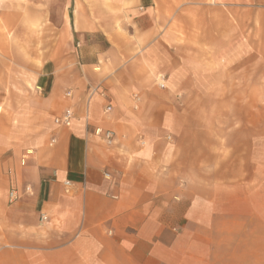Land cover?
<instances>
[{"label":"crops","instance_id":"obj_1","mask_svg":"<svg viewBox=\"0 0 264 264\" xmlns=\"http://www.w3.org/2000/svg\"><path fill=\"white\" fill-rule=\"evenodd\" d=\"M34 2L0 0V23L19 42H33L34 25L49 31L46 3ZM62 12L51 24L57 49L34 88L43 118L70 109L73 120L53 123L54 145L34 147L15 168L17 199L0 196V264H264V196L240 193L238 180L234 194L219 189L225 181H216L218 194L196 192L171 164L181 122L173 91L187 80L177 37L166 32L175 9L160 0H66ZM96 128L113 132L112 143L93 136Z\"/></svg>","mask_w":264,"mask_h":264},{"label":"rangeland","instance_id":"obj_2","mask_svg":"<svg viewBox=\"0 0 264 264\" xmlns=\"http://www.w3.org/2000/svg\"><path fill=\"white\" fill-rule=\"evenodd\" d=\"M37 1L46 3L50 25L49 31L35 25L27 29L33 42H19L0 23V90L11 91L0 110V196L4 200L15 168L27 165L34 147L44 143L48 148L54 125L55 116L42 117L34 82L37 70L57 49V27L51 24L62 17L66 0ZM160 2L176 11L166 32L177 37L187 75L186 82L173 91L181 114L176 140L169 141L175 147L170 156L175 173L203 194L220 193L218 181L229 183L219 188L224 194H234L232 181L238 180L240 193L264 196V0ZM3 53L14 58L6 59ZM24 102L32 106L22 107ZM0 223L4 227L7 220Z\"/></svg>","mask_w":264,"mask_h":264},{"label":"built area","instance_id":"obj_3","mask_svg":"<svg viewBox=\"0 0 264 264\" xmlns=\"http://www.w3.org/2000/svg\"><path fill=\"white\" fill-rule=\"evenodd\" d=\"M159 87L163 88V85L159 84ZM66 96H69V93H67ZM109 109L110 108L107 107L105 109V112L109 111ZM72 120H73L72 111L70 109H65L59 116L54 118L53 123L56 126H59V127H62V128H70ZM113 135L114 134L111 131H102L101 129H98V128L94 129V131H93V136L102 139L106 144H111L112 143ZM54 143H55V140H50L49 146L54 145ZM29 154H30V152L29 153L27 152V155H29ZM24 163H25V159L23 158L21 160V165L23 166ZM64 188H65V192L66 193L71 191V187H70V185L68 183H65ZM24 191L26 193H30L29 187H26L24 189ZM17 197H18V195H17V192L15 190H11L9 192V194H8V198H9L10 202H14L17 199ZM43 220H45V218H44L43 215H41L40 216V221H43Z\"/></svg>","mask_w":264,"mask_h":264}]
</instances>
